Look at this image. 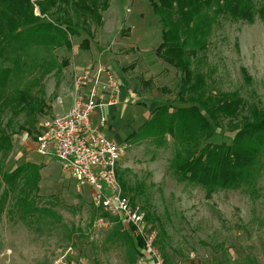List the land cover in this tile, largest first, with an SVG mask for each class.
Listing matches in <instances>:
<instances>
[{"label":"rangeland","instance_id":"1","mask_svg":"<svg viewBox=\"0 0 264 264\" xmlns=\"http://www.w3.org/2000/svg\"><path fill=\"white\" fill-rule=\"evenodd\" d=\"M255 1L258 6L263 2ZM36 3L33 0L35 17L66 29L57 18L68 19V6L53 17V6L51 14L43 15ZM152 10L149 0H109L107 8L100 10L101 24L90 19L91 32L81 30L69 37L71 49L59 46L52 51L58 64L63 60L68 64L42 82L46 108L38 118L36 138L20 131L26 120L21 114L12 126V154L6 162L0 161V264H53L59 249L67 246L75 250V264L84 259L90 264L133 263L127 240L113 236L118 226L122 233L131 231L118 221L111 230H98L96 220L105 216L93 207L89 192L78 191L57 160L36 151L39 124L67 113L74 76L94 75L98 65H107L133 91L120 102L117 113L107 107L112 129L108 136L125 148L118 171L137 191L132 204L145 214L154 213L153 222L147 225L155 235L163 264H264V198L254 201L241 190H229L208 199L201 187L180 183L175 177L170 168L175 145L171 136H166L163 145L145 136L155 109L189 106L187 101H179L182 72L157 53L163 27ZM84 40H88L87 47ZM193 61V72L204 74L207 91L239 92L248 102L264 108V20L259 16L253 23L219 18L207 52ZM27 163L39 167L36 188L24 186L23 179L10 185L4 182V173L11 174ZM258 187L264 195V173Z\"/></svg>","mask_w":264,"mask_h":264},{"label":"trees","instance_id":"2","mask_svg":"<svg viewBox=\"0 0 264 264\" xmlns=\"http://www.w3.org/2000/svg\"><path fill=\"white\" fill-rule=\"evenodd\" d=\"M37 1L43 15L51 14L53 6L56 11L53 17L68 6L69 13L65 10L68 19L57 18L66 29L35 17L33 0H0L1 163L12 154V126L21 114L26 120L20 131L36 138L35 127L46 108L42 82L47 75L68 64L66 60L58 64L52 51L59 46L71 49L69 37L79 35L81 30L91 32L90 19L101 24L100 10L107 8L109 0L102 3L100 0ZM149 2L163 27L157 53L182 72L179 101H187L189 106L173 109L166 105L155 109V116L146 125L145 136L160 145L167 142V135L171 136L175 145L170 168L175 177L180 183L201 187L208 199L219 191L229 190H241L254 201L264 198L258 187L264 173V108L248 102L239 92L207 91L204 74L193 72V59L207 52L209 36L219 18L253 23L259 16L264 20V0L259 6L255 0ZM84 42L87 47L88 40ZM35 72L40 74L34 76ZM5 117L8 119L4 120ZM118 178L123 193L131 195L135 203L137 191L129 186L123 172L118 171ZM20 179L25 181L24 186L36 188L39 167L27 163L3 175L9 185ZM6 190L4 195L8 194ZM20 191L23 192L22 188ZM153 217L154 213L146 211L148 223L153 222ZM114 231L113 236L127 240L128 254L133 261L130 264H136L142 254V240L135 242L131 234L121 232V226ZM161 234L165 235L162 229Z\"/></svg>","mask_w":264,"mask_h":264},{"label":"built area","instance_id":"3","mask_svg":"<svg viewBox=\"0 0 264 264\" xmlns=\"http://www.w3.org/2000/svg\"><path fill=\"white\" fill-rule=\"evenodd\" d=\"M119 94V81L107 65H98L94 75L76 74L71 87L72 106L64 115L39 124L36 151L57 160L78 191L89 192L93 207L107 216L96 220L98 230H111L118 221L142 240L144 254L136 264H148L149 260L163 264L145 212L132 204L119 182L118 165L125 157V148L105 133V109L118 104ZM74 255L72 246L62 247L53 264H73Z\"/></svg>","mask_w":264,"mask_h":264},{"label":"crops","instance_id":"4","mask_svg":"<svg viewBox=\"0 0 264 264\" xmlns=\"http://www.w3.org/2000/svg\"><path fill=\"white\" fill-rule=\"evenodd\" d=\"M119 85L120 86H123L124 85V87L122 89H120L119 102H118V104L116 106L112 107L113 108L112 110H114V113H117L118 112L117 107L119 106L120 102H124L127 99V97L129 95H131L132 92H133V91H128L126 89V84H125V80L124 79H121V81H119ZM71 87H72V84H71ZM71 106H72V96H71V89H70L69 108L68 109H70ZM106 109H105V112H106ZM109 109H111V108H109ZM114 116H116V115H114ZM109 131L112 132V129H111V125L108 124V127H107L106 132H105L107 134V136L109 135ZM108 137L110 139H112L111 136H108ZM112 140H114V139H112ZM73 261H74V259H73ZM83 261L84 262L82 264H90L89 259H84ZM73 264H75V263L73 262Z\"/></svg>","mask_w":264,"mask_h":264}]
</instances>
